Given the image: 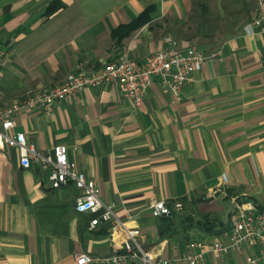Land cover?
<instances>
[{
	"label": "crops",
	"instance_id": "obj_1",
	"mask_svg": "<svg viewBox=\"0 0 264 264\" xmlns=\"http://www.w3.org/2000/svg\"><path fill=\"white\" fill-rule=\"evenodd\" d=\"M257 4L0 0V39L15 48L1 70L0 107L50 89L80 65L98 70L125 55L144 57L167 36L197 45L208 58L179 93L154 77L135 106L110 83L87 87L50 113H17L12 131H24L43 152L67 144L79 170L97 180L101 199L131 215L127 224L141 229L155 255L182 254L193 240L227 242L235 216L264 213V34L243 31ZM79 194L72 183L54 187L39 161L22 167L18 147L0 148V264H78L81 253L120 250L124 234L110 233L108 221L89 229L101 210L78 212ZM154 199L183 208L156 216ZM207 215L215 221L208 229L197 222ZM259 251L252 243L213 250L205 264H248Z\"/></svg>",
	"mask_w": 264,
	"mask_h": 264
},
{
	"label": "built area",
	"instance_id": "obj_2",
	"mask_svg": "<svg viewBox=\"0 0 264 264\" xmlns=\"http://www.w3.org/2000/svg\"><path fill=\"white\" fill-rule=\"evenodd\" d=\"M243 31L264 34L263 0H258L256 11L243 25ZM165 42L162 49L144 57L125 55L105 62L98 70L80 65L50 89L29 91L23 98L0 107V148L18 147L22 167H30L32 160L39 161L44 168L49 169V179L54 187L71 183L76 185L80 189L75 201L76 210L80 213L101 210L99 215L91 219L89 229L108 221L111 224L110 233L121 231L124 234V242L117 252L108 256L81 253L77 256L78 264H205L210 251L226 253L230 249L242 250L246 244L251 243L257 244L260 251L252 255L248 264H264V213L247 211L235 216L229 227L227 242L220 239L213 242L193 240L182 254L172 257L155 255L143 245L141 229L127 224L131 215L121 217L116 212L115 203L101 199L97 180L79 170L77 161L69 156L67 144L58 143L51 150L43 152L29 142L24 131H12L16 126L17 113L36 108L50 113L56 101L76 95L87 87L110 83L119 87L135 106L143 102L154 77H158L164 89L179 93L208 56L197 45L182 46L172 36H167ZM14 53L15 48L0 39V77L1 70L11 62ZM151 208L156 216L170 215L175 209L181 210L183 202L176 201L174 206H170L165 199H154Z\"/></svg>",
	"mask_w": 264,
	"mask_h": 264
},
{
	"label": "trees",
	"instance_id": "obj_3",
	"mask_svg": "<svg viewBox=\"0 0 264 264\" xmlns=\"http://www.w3.org/2000/svg\"><path fill=\"white\" fill-rule=\"evenodd\" d=\"M145 14H146V11H145L143 14H141V16L139 17V19H142L143 16H144ZM136 25H137V23L124 26V28H125V33H126L128 30L134 28ZM197 222H198V224H200L201 226H202V225H203V226H207V229H208V228H210V227H212V226L214 225V222H215V221H214V219H213L212 217H210L209 215H207V216L204 217L202 220H199V221H197ZM210 225H212V226H210ZM208 226H209V227H208Z\"/></svg>",
	"mask_w": 264,
	"mask_h": 264
},
{
	"label": "water",
	"instance_id": "obj_4",
	"mask_svg": "<svg viewBox=\"0 0 264 264\" xmlns=\"http://www.w3.org/2000/svg\"><path fill=\"white\" fill-rule=\"evenodd\" d=\"M200 200H207V198L203 197V198H201Z\"/></svg>",
	"mask_w": 264,
	"mask_h": 264
},
{
	"label": "rangeland",
	"instance_id": "obj_5",
	"mask_svg": "<svg viewBox=\"0 0 264 264\" xmlns=\"http://www.w3.org/2000/svg\"><path fill=\"white\" fill-rule=\"evenodd\" d=\"M229 30H230V29H229ZM174 211H175V213H176V212H179V211H181V210H176V209H175Z\"/></svg>",
	"mask_w": 264,
	"mask_h": 264
}]
</instances>
